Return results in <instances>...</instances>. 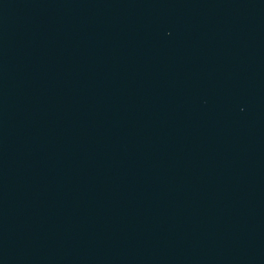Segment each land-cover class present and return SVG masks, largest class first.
Masks as SVG:
<instances>
[{"label": "water", "instance_id": "obj_1", "mask_svg": "<svg viewBox=\"0 0 264 264\" xmlns=\"http://www.w3.org/2000/svg\"><path fill=\"white\" fill-rule=\"evenodd\" d=\"M0 264H264V0H0Z\"/></svg>", "mask_w": 264, "mask_h": 264}]
</instances>
